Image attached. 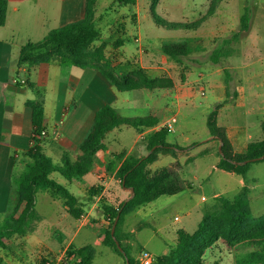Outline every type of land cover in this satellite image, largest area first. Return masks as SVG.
Listing matches in <instances>:
<instances>
[{
	"label": "rangeland",
	"instance_id": "1",
	"mask_svg": "<svg viewBox=\"0 0 264 264\" xmlns=\"http://www.w3.org/2000/svg\"><path fill=\"white\" fill-rule=\"evenodd\" d=\"M98 1L96 28L101 41L106 44V56L114 65L120 71L128 72L150 60L153 65H160L156 70H151L152 78H170L176 85L172 89L158 92H125L122 94L123 98L130 103H125L124 109H117L127 119L148 118V105L157 104L166 111L165 122L179 111L169 142L184 149L179 155L182 166L180 177L187 187L178 195L163 196L147 205L142 210L145 215L140 216L134 211L123 220L131 225L142 224L141 231L137 234L138 246L136 251L133 250V255L139 256L140 246H144L145 251L159 256L172 248L168 232L185 224L189 232L197 230L201 215L194 208L191 217H186L188 207L195 203H199L200 207L209 206L214 202L215 191L222 192L229 199L240 192L238 176L213 168L220 159L219 148L212 147L207 116L217 103L228 101L219 112L218 124L230 129L229 135L233 140L238 136L242 140L235 137L238 144L242 145L244 142L238 149L244 150L248 142L259 140L262 136L260 120L264 118V0H158L154 14V0H136L134 5L127 6H121L117 0ZM246 8L251 15L249 31L231 45L224 46L225 56L221 65L208 62L210 54L222 40L230 39L239 31ZM157 23L167 25V28ZM100 44L98 41L95 46ZM172 44H184L188 48L187 56H179L180 63L162 52L165 45ZM186 83L188 89L184 86ZM214 89L224 93L223 101L218 102ZM187 90L188 108L185 102L180 104L176 102V98H172L179 96L180 99H185ZM179 105L183 106L181 110ZM136 136L134 128H124L122 132L109 134L105 141L114 139L121 146L129 148ZM116 147L110 150L109 155L104 154V159H111L116 150H121ZM134 150L139 155L145 153L140 145ZM172 159L162 155L160 164L165 166ZM106 171H98L96 174ZM53 178L63 185L66 182L59 174H54ZM247 178L251 212L253 217L259 218L264 215V161L252 164ZM91 194L92 192L89 198L93 199ZM202 197L206 201L201 202ZM66 208L64 201L54 197L51 192L39 195L36 210L43 220L33 224L34 230L48 247L58 246L57 250L52 248L56 251L47 249L38 253L31 247H25L16 238L7 244L8 249H0V264L12 263L21 258L26 260V264H61L63 251L67 250V254L71 252L73 255L72 252L77 251L75 246H81V243L76 241L66 248L65 242L59 245L54 234L59 231L69 236L75 230V219ZM211 209L213 207H209ZM207 211L205 209L203 214ZM83 214L87 216L89 210H83ZM5 215L6 213L0 214V226L3 225ZM176 216L182 218L181 221H174ZM96 217L97 215L89 217L91 224H97ZM164 225L166 229L162 228ZM94 248V264H122L121 259L108 248ZM258 249L257 245L243 244L231 250L218 242L206 252L205 264H242L249 253Z\"/></svg>",
	"mask_w": 264,
	"mask_h": 264
},
{
	"label": "trees",
	"instance_id": "2",
	"mask_svg": "<svg viewBox=\"0 0 264 264\" xmlns=\"http://www.w3.org/2000/svg\"><path fill=\"white\" fill-rule=\"evenodd\" d=\"M98 2V0H86L85 14L81 21L50 31L41 42L22 46L19 52V66L32 69L43 64H56L65 69L72 67L93 69L101 73L115 90L123 93L142 89L171 88L173 86L171 79L151 78L140 67L128 72L120 71L111 59L106 57L104 42L94 46L100 40L96 28ZM117 2L121 6H127L134 5L136 0H117ZM156 2L158 0L153 1L152 14ZM7 13L8 2L0 0V27L6 22ZM210 13L212 14L213 10ZM250 21V11L246 8L241 17L239 31L230 39L222 40L210 54L208 62L221 65L225 56L224 46L231 45L243 33H247ZM157 24L167 28V25ZM162 52L179 63L181 62L179 56L189 54L184 44L165 45ZM26 84L33 87L30 83ZM227 102L217 103L207 116L209 134L216 138L219 144H223L224 157L218 153L220 162L216 169L240 176L248 184L247 175L250 166L264 160L249 162L246 165L233 162H244L264 156V119L260 123L262 138L249 142L244 151L239 152L228 136V129L218 124L219 111ZM26 105L31 111V146L23 153L24 170L17 173L13 179L15 200L3 218V225L0 226V249H7V243L15 236H25L35 232L33 224L41 220L36 206L42 192H51L54 197L63 200L74 219L81 217L83 210L77 207V198L67 187L53 178L54 174H59L67 180L87 176L92 170L95 156L105 152L111 145L105 141L109 134L120 132L124 128H134L141 133L159 124V119L156 117L124 118L111 105L106 104L96 112L90 131L78 146L81 155L72 158L68 153H64L61 162L55 163L43 148L44 108L41 103L35 101H28ZM170 133L171 131L163 126L143 139L145 153L141 155L136 152L128 153V148H125L121 152L114 153L106 165L107 172L115 174L116 179L120 181V187L130 192L129 196L131 189L135 192L134 197L125 205L126 199L115 205L102 204L103 215L110 222L109 229L105 231L103 245L121 257L123 264H126V260L129 264H139L132 255V248L122 243L121 226L124 217L160 197L177 195L185 189L178 174V169L181 168L178 161L172 168H163L155 172L149 169L160 154H169L176 158L177 153L184 150L169 142ZM102 190V185L95 186L91 195L97 197ZM249 194L250 189L245 186L232 199L217 198L213 209L203 215L197 230L194 233L179 230L176 245L167 255L157 257L153 264H205L206 252L218 242H222L231 250L243 244L257 245L259 249L249 253L244 261L241 260L242 264H264V215L259 218L253 217ZM120 212L115 237L125 255L119 251L111 235L114 220ZM125 237L130 239L131 235ZM72 253L75 254V259L70 264H94L96 250L93 246H84ZM68 255H71V252Z\"/></svg>",
	"mask_w": 264,
	"mask_h": 264
},
{
	"label": "crops",
	"instance_id": "3",
	"mask_svg": "<svg viewBox=\"0 0 264 264\" xmlns=\"http://www.w3.org/2000/svg\"><path fill=\"white\" fill-rule=\"evenodd\" d=\"M6 1L8 2L7 18L4 26L0 27V214H7L11 203L15 200L13 179L17 173H21L24 170L25 163L23 153L31 146L32 122L31 111L26 105L28 101L41 103L44 108L46 138L43 140V148L45 153L51 157L55 163L61 162V157L64 153H68L72 158L81 155L78 146L90 131L95 114L100 108L109 104L118 111V107L124 109L123 105L125 103H130V101L123 98V92L115 90L101 73L93 69H81L78 67L65 69L56 64H43L28 69L27 67H20L18 64L19 52L22 46L44 39L52 30L81 21L85 14L86 0ZM99 41L103 42L101 39ZM149 61H144L140 68L144 69L150 76L151 70H156V67L160 65L158 63L153 65V63ZM15 80H23L26 83L32 84L33 87H29L28 84H16L14 83ZM172 82L173 86L168 89H172L176 86L173 80ZM187 83L184 84L186 89H188ZM158 90L164 89H142L139 91L158 92ZM215 94L217 95L218 102L223 101L224 93L215 91ZM238 97L239 93L237 94V98ZM172 98H176V102L180 104L181 102H185L186 108H188V90L185 99H183V97L180 99L179 96H174ZM148 107L150 117L159 119V124L141 133L136 131L137 136L134 139L133 145L128 148V153L134 152V148L138 145H140L141 149H145L143 139L149 133L156 132L165 126L173 117L177 119L179 115L178 111L177 114H172L173 116L165 122L166 111L162 109V106L153 104L151 106L148 105ZM182 107L183 106L179 105V110H181ZM223 108H221L220 111ZM226 128L228 129V136L235 149L239 152L244 151L238 149L244 145V142L242 145L238 144V142L235 141L236 136L233 140L229 135L230 129L228 127ZM210 141H212V147L219 148V142L211 135ZM239 141L242 140L239 138ZM108 142L111 143L108 149L95 156L90 174L74 180H67L65 178L66 182L64 186L77 198V207L82 210H89V214L86 216L84 222H81L80 218L75 219V230L72 231L69 236L63 232H54L56 235L55 239L58 240L59 245L65 242L66 248H68V246L74 245V243L78 241L81 243V246H75L77 250L84 246L91 245L89 243H93L91 246H104L105 231L109 229L110 222L109 219L103 215L102 204L115 205L130 197V192L120 187V181L116 179L115 174H109L107 171L102 172L100 175L96 174L98 171L101 172L106 170L105 168L109 159H104V154L109 155L111 152L110 150L116 146L117 149L121 148L120 151L116 150V153L126 148L121 146L117 140L112 139ZM182 151L177 153L176 158L169 154H160L157 161L149 166V169L155 172L163 168H172L176 161L180 163L179 155ZM162 155L170 156L173 159L163 166V164H160ZM219 162L220 159L213 167L214 169H216ZM181 169L182 168L178 169L179 177L182 171ZM181 181L186 188L187 185L184 184L182 179ZM60 184L63 185V183ZM98 185H102L103 187L101 194L90 199L89 194L91 190ZM237 185L238 190L241 191L248 184L242 177L238 176ZM43 193L49 194L48 191L42 192L41 194ZM219 197H224L222 192L215 191L213 194L214 202L212 204L200 207L199 203H195L193 206L187 208L185 216L188 218L191 217L193 209L197 208V212L200 213L202 219L204 215L203 211L205 209L209 210V207H214L216 199ZM203 201H206V198L202 197L201 202ZM147 205L138 208L135 212L140 216L145 215V211L142 210H145ZM93 212H95V214ZM96 215L97 224H91L89 217L93 218V216L95 217ZM81 216H85V214ZM152 216H154V213ZM40 218L41 222L43 218L41 216ZM181 219L182 218L178 216L174 217V221L179 222ZM200 221L201 220L197 222V227ZM141 226V223L131 225L125 221L121 226L122 243L132 248V255L138 246L137 234L141 231ZM162 228L166 229V226L164 225ZM179 230L193 233L189 232L186 224L168 232L169 238L172 241V248L176 245L177 233ZM126 235H131V238L127 239L125 237ZM16 238H18L25 247H31L38 253H42L47 249L52 250V248H56L57 250L58 248V246L48 247L42 241L37 231L25 236H15L10 241ZM61 248L64 249L63 247ZM140 248L139 255L145 249L144 246H140ZM56 250L53 249L52 251ZM109 250L114 253L111 249ZM169 251L170 249L165 250L159 256L153 252L150 253L156 257H160L167 255ZM66 253L67 250L63 251L61 256L66 255ZM133 256L138 261L139 256ZM118 258L121 259L120 262L123 264V259L119 256ZM28 260L30 262L31 258ZM25 261L24 258H21L18 261L16 260L15 262L4 264H26L27 262Z\"/></svg>",
	"mask_w": 264,
	"mask_h": 264
},
{
	"label": "built area",
	"instance_id": "4",
	"mask_svg": "<svg viewBox=\"0 0 264 264\" xmlns=\"http://www.w3.org/2000/svg\"><path fill=\"white\" fill-rule=\"evenodd\" d=\"M138 41V40H137ZM14 83H20L21 85L26 84L25 81H18L15 80ZM177 119L175 117H173L171 120H169V122L165 125L171 132H173L174 130V125L176 124ZM46 136V132H42V139H44ZM84 220H86V216H81L80 217V221L84 222ZM75 259V255H68L66 253V255L61 256L60 258V262L61 264H70L73 260ZM157 257L155 255H153L152 253L143 250L140 255H139V259L138 262L139 264H153L156 261Z\"/></svg>",
	"mask_w": 264,
	"mask_h": 264
},
{
	"label": "water",
	"instance_id": "5",
	"mask_svg": "<svg viewBox=\"0 0 264 264\" xmlns=\"http://www.w3.org/2000/svg\"><path fill=\"white\" fill-rule=\"evenodd\" d=\"M222 145H223V144L221 143L220 146H219V153H220V155H221L222 157H224V154H223V151H222ZM261 160H264V156H262V157H260V158H258V159L247 160V161H244V162H233V163H236V164H238V165H246V164H248L249 162H257V161H261ZM134 195H135V192H134L133 189H131V195H130V197H129L128 199H126L124 205H125L129 200H131V199L134 197ZM120 214H121V212L117 215V217H116L115 220H114V223H113V226H112V229H111V235H112V237H113V239H114V241H115V243H116L117 248L119 249V251H120L122 254L125 255V252H124V250H123L121 244L119 243V241H117V239H116V237H115V231H116L117 224H118V222H119V220H120ZM126 264H129L128 260H126Z\"/></svg>",
	"mask_w": 264,
	"mask_h": 264
}]
</instances>
